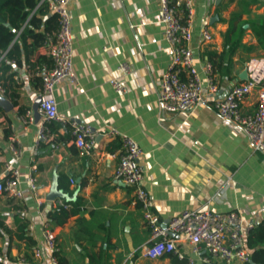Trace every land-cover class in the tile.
Here are the masks:
<instances>
[{
    "label": "crops",
    "instance_id": "obj_1",
    "mask_svg": "<svg viewBox=\"0 0 264 264\" xmlns=\"http://www.w3.org/2000/svg\"><path fill=\"white\" fill-rule=\"evenodd\" d=\"M183 1L173 3L180 9ZM191 1L190 46L205 86L207 52L222 50V33L236 0ZM69 10L77 83L61 81L54 88L58 115L66 123L52 121L53 131L48 124L50 139L36 146L43 118L34 116L32 122H24L25 113L18 112L21 105L33 113L41 86L36 69L51 64L43 46L31 57V65L12 66L17 104L0 91L11 105L8 110L0 106V180L9 177L6 164L11 162L19 171L22 193L18 199L0 193V262L51 264L42 234L47 212L63 201L79 200L78 212L52 228L64 264H91L90 257L95 264L98 254L105 264H206L204 249L193 252L188 241L174 233L170 236L177 251L155 258L144 254L151 244L149 230L132 188L113 177L121 143L119 134L109 137L106 131L114 127L141 148L143 186L153 200V211L164 222L186 209L237 210L255 227L264 220V153L253 150L237 126L221 121L210 98L190 113L158 111L159 82L170 51L157 22V0H73ZM250 14H264V0L252 4ZM203 28L211 33L210 41H202ZM246 28L241 42L256 44ZM260 56L263 50L237 51L231 79H216V96L242 81L238 74L245 64ZM120 62L130 67L125 75L118 68ZM111 78L120 79L125 91L116 92ZM257 104V89H253L240 108L253 113ZM71 121L84 123L96 133L89 154L75 146ZM10 136L17 138L22 149L18 159L9 149ZM30 175L37 178L41 204L28 187ZM60 175L68 193L58 187ZM53 188L63 195L48 199ZM79 219L86 230L75 229Z\"/></svg>",
    "mask_w": 264,
    "mask_h": 264
},
{
    "label": "built area",
    "instance_id": "obj_2",
    "mask_svg": "<svg viewBox=\"0 0 264 264\" xmlns=\"http://www.w3.org/2000/svg\"><path fill=\"white\" fill-rule=\"evenodd\" d=\"M45 0H39V3ZM73 0H48V10L56 15L58 28L53 37H49L43 45L50 57V66L41 65L35 75L40 77V101L37 106L43 123L39 125L35 145L50 139L48 124L52 121L66 123L57 112V102L54 88L57 83L66 81L77 83L73 69V31L69 6ZM157 22L162 26L163 37L166 40L170 59L166 70L160 77V87L157 96V108L161 114L186 112L196 110L200 105L212 99V107L221 119L237 126L255 151L264 153V56L250 59L246 64L247 78L234 83L222 96H216L217 82L211 64L205 63L204 86L193 64L191 41L192 1L184 0L180 9L173 0H157ZM211 33L207 28L202 30V41H210ZM119 70L123 75L130 70L126 62H120ZM110 83L116 92L125 91L124 83L117 78H111ZM257 89L258 104L253 113L241 111L242 100L251 90ZM2 92V89L0 88ZM24 122H32L34 115L27 110L23 116ZM70 131L73 142L83 153L89 154L93 149L95 132L86 124L71 121ZM119 134L121 150L113 177L132 188L135 201L140 205L145 226L149 230V244L144 254L149 258L160 257L165 253L175 252V240L171 233L181 235L190 244L193 252L204 249L208 256L203 258L206 264H246L251 260V254L245 244L248 233L253 229L252 221H245L237 210L226 212L208 209H186L162 221L153 211V200L143 186L144 167L140 162L143 152L136 141L130 136L120 133L114 127L106 131L107 136ZM17 138L10 136L9 149L14 159H18L22 149L17 145ZM10 171L8 178L0 180V193L20 198L19 171L11 162L6 164ZM30 190L39 204L43 201L38 195V181L34 175L27 179ZM43 243L50 251L51 264H58L55 253L58 246L53 229L45 224ZM181 255V254H179ZM192 262V258L189 259Z\"/></svg>",
    "mask_w": 264,
    "mask_h": 264
},
{
    "label": "trees",
    "instance_id": "obj_3",
    "mask_svg": "<svg viewBox=\"0 0 264 264\" xmlns=\"http://www.w3.org/2000/svg\"><path fill=\"white\" fill-rule=\"evenodd\" d=\"M232 1L227 0V3ZM256 2L258 0H236V8L230 12L226 20L227 27L222 33V50L219 53L207 52L215 80L218 77L231 79L232 58L237 51H264V14H250V6ZM48 12V4L45 1L39 3V0H0V88L3 96L10 99L13 105L17 104V83L13 79L15 72L12 71V66H20L23 63L31 65L30 59L35 51L42 47L49 37H53L58 28L56 15H49ZM245 24L254 35L256 44L247 45L241 42L247 29ZM39 68L37 67L36 71ZM26 110L27 107L19 105V114H24ZM49 126L53 131L52 123H49ZM5 134L7 137L8 134ZM61 178L60 175L58 187L62 192L68 193V187L61 185ZM81 203L79 200L63 201L51 207L47 212L48 225L53 228L64 224L70 216L78 212ZM23 228L24 224L19 225V229ZM79 228L86 230L84 222L80 219L75 229ZM245 244L251 254V260L246 264H264V220L251 229ZM55 255L58 264H64L59 250ZM89 262L94 264L92 257ZM94 262L105 264L99 254Z\"/></svg>",
    "mask_w": 264,
    "mask_h": 264
},
{
    "label": "water",
    "instance_id": "obj_4",
    "mask_svg": "<svg viewBox=\"0 0 264 264\" xmlns=\"http://www.w3.org/2000/svg\"><path fill=\"white\" fill-rule=\"evenodd\" d=\"M244 27H247V25L245 24ZM238 78L240 80H245L247 78V69H246V66L238 74ZM39 101H40V95H37L35 97L34 101H33V104H32L33 114H34V116H35L36 119L39 117V114L37 112V106H38ZM0 106L3 107L6 110H8L9 108H11V105L8 103V101L6 99H3L1 96H0ZM62 195L63 194L60 191H56L55 188H53L51 190V192L49 193V195H48V199H53L55 197L62 196Z\"/></svg>",
    "mask_w": 264,
    "mask_h": 264
}]
</instances>
